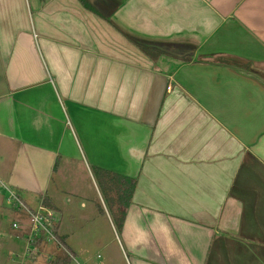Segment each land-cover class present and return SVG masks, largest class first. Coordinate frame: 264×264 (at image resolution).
<instances>
[{
	"label": "crops",
	"instance_id": "obj_1",
	"mask_svg": "<svg viewBox=\"0 0 264 264\" xmlns=\"http://www.w3.org/2000/svg\"><path fill=\"white\" fill-rule=\"evenodd\" d=\"M0 67V264L28 230L2 185L59 215L68 252L38 243L28 264H96L103 240L63 221L61 172L79 169L116 215L114 185L127 194L126 264H264V0H0ZM75 198L113 229L108 206Z\"/></svg>",
	"mask_w": 264,
	"mask_h": 264
},
{
	"label": "rangeland",
	"instance_id": "obj_2",
	"mask_svg": "<svg viewBox=\"0 0 264 264\" xmlns=\"http://www.w3.org/2000/svg\"><path fill=\"white\" fill-rule=\"evenodd\" d=\"M115 54H118L121 57L128 58L129 60L133 61H139L140 60V55L138 53V49L136 46L132 44V42H128L124 39H118L115 41ZM1 66H4L2 63ZM0 72H1V77L4 79V67H0ZM91 173L95 176L97 184H98V179H97V172L95 168H91ZM100 175V173H99ZM61 176L64 177V181L61 182V188L63 190H66L67 193L72 197L73 202L72 204L67 203L66 197L64 194H62V199L61 201L63 202L62 208L67 207L73 212H77V215H65L63 221L66 222L69 225V227L73 230L75 228L76 235L74 236L79 244H83L85 238L88 237V240L91 244H96L97 242L94 241V236H97L99 240L102 241L103 247L100 248V250L91 252L89 255L93 257L91 260L92 262L96 264H100L101 262H104L105 260H111L112 264H126L124 262V259L122 255L119 252L118 244L120 240V234L118 233L116 226L114 224V221L111 217V222L113 223V229L109 225H107L105 220H100L99 215H89L88 213L85 214V211H83L84 208H79V203L80 201L75 198V193H77L80 197L84 198V200L87 203L88 209L86 210L87 212L90 211L91 207L93 204H105V206H108L109 209H113V203H112V198L110 197L111 194V189L112 187L106 188L104 185H100V183L97 186L98 193H96V190L92 186V182L89 178V176L86 175L84 170L79 169L78 171H75L73 173H65L64 171L61 172ZM78 183V185L76 183ZM117 184L114 185L115 189L118 188ZM78 191H73V188H77ZM84 195V196H82ZM65 197V198H64ZM103 202V203H102ZM3 206L5 205L8 207L6 198H4L0 194V211ZM104 206V205H102ZM99 208V207H98ZM1 214V212H0ZM21 214V213H20ZM18 214L19 217L16 215H8L6 216V220L4 221L3 228L4 229H10L12 227V220L16 219L19 226H22L21 220V215ZM64 223V222H63ZM94 225L96 226L97 229V235H94L92 233H89L91 231H94ZM19 227V228H20ZM19 230V229H17ZM89 233L87 236L83 235ZM12 234H15V230L13 227ZM62 250V249H61ZM108 258V259H107ZM7 258H5L6 260ZM9 259V257H8ZM15 259V257H14ZM126 261V260H125ZM20 260L15 259L14 264H19ZM36 263L38 264H48L47 257H42L40 258ZM35 263V264H36ZM73 264H87L84 262L80 254L78 253L77 260L72 261ZM26 264H28L26 262Z\"/></svg>",
	"mask_w": 264,
	"mask_h": 264
},
{
	"label": "built area",
	"instance_id": "obj_3",
	"mask_svg": "<svg viewBox=\"0 0 264 264\" xmlns=\"http://www.w3.org/2000/svg\"><path fill=\"white\" fill-rule=\"evenodd\" d=\"M2 188L7 193L8 201L16 207V210L26 213L28 223L26 246L21 255H16L20 258L21 264H26L28 261L37 259L40 253L38 243L47 242L53 244L58 249L68 252L56 232L59 222V215L56 212L44 206H39L34 210L30 209L15 191L4 185H2ZM13 227L19 228L20 226L17 222H14Z\"/></svg>",
	"mask_w": 264,
	"mask_h": 264
},
{
	"label": "trees",
	"instance_id": "obj_4",
	"mask_svg": "<svg viewBox=\"0 0 264 264\" xmlns=\"http://www.w3.org/2000/svg\"><path fill=\"white\" fill-rule=\"evenodd\" d=\"M123 34L126 35L124 32H123ZM143 49H146L145 50L146 53H148L147 51H149V50L152 51L151 49H148V48H143ZM118 182H120V180H118ZM134 186H135L134 182L130 183V186H129L130 193L132 192V189ZM122 193L124 194L123 196H122ZM126 195L127 194L124 193V189H123V191H121V187L119 185L117 190L115 189V199H114V202L119 205V206H117V208H118L117 210H118L119 215H116L114 213L113 209H110L111 213H112L111 216L113 218L114 224H115L116 229H117L119 234L121 233L122 224L124 221V216L126 215V211L124 209H127L128 205L130 204V201L127 199ZM51 262H53V261H51ZM54 262H57V260ZM62 264H67V262H64V260H62Z\"/></svg>",
	"mask_w": 264,
	"mask_h": 264
}]
</instances>
